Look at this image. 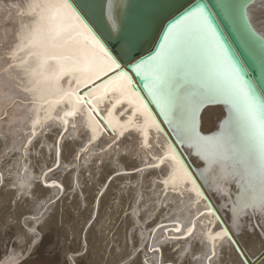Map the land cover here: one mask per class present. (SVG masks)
Returning a JSON list of instances; mask_svg holds the SVG:
<instances>
[{
	"label": "snow or ice",
	"instance_id": "obj_1",
	"mask_svg": "<svg viewBox=\"0 0 264 264\" xmlns=\"http://www.w3.org/2000/svg\"><path fill=\"white\" fill-rule=\"evenodd\" d=\"M16 7L18 15L30 19L22 24L20 42L7 58L18 62H9L8 68L22 74V91L32 94V103L38 102L45 112H55V116L46 118L56 119L61 112L75 116L82 109L79 129L89 143L108 135L111 139L104 141L108 149L128 139L135 140L141 149L158 148L160 151L153 159L159 163L150 166L159 168L166 177H178L182 181L178 197L186 193L190 199L195 196L205 202L208 215H215L206 190L198 183L201 178H207L206 173L211 174L237 190L230 220L250 218L249 209L264 220V93L258 96L255 86L242 73L238 57L224 40L207 5L198 4L185 10L166 28L159 50L134 66L124 62L123 55H114L109 50L77 0H28L23 11H19V5ZM223 8L235 23L244 18V24L238 25L241 38L255 47L253 38L257 33L245 10L232 4H224ZM258 39L264 51V36ZM116 91L124 97L119 100L123 105L118 113L123 118L119 130L113 125L111 115L105 118L96 106L97 99L103 101ZM69 101L71 111L60 108ZM215 104L226 106L228 117L219 134L204 135L199 127L200 113L204 107ZM115 107L116 101H112L106 110L111 113ZM32 123L29 145L37 135L35 128L40 120L33 119ZM63 124L60 139L68 131V121ZM71 127L77 129V122ZM151 132L155 135L150 140ZM65 147L74 151L72 144ZM178 149L187 150L201 162L202 171L198 175L193 174ZM59 156L58 149L57 160ZM111 180L109 174L99 195L105 194ZM162 183L166 186L168 180ZM218 191L231 196L224 188ZM200 215L204 216L205 212ZM261 227L264 229V225ZM193 230L194 227L188 228L186 236H191ZM30 231L39 237L35 228ZM174 231L181 229L177 226ZM245 231L246 227L238 223L231 231L221 228L216 232L212 236L208 264H214L218 255L215 240L225 238L233 246L237 264H249L247 253L234 239ZM23 239L17 237L18 241ZM38 243V239L30 243L33 251Z\"/></svg>",
	"mask_w": 264,
	"mask_h": 264
},
{
	"label": "bare ground",
	"instance_id": "obj_2",
	"mask_svg": "<svg viewBox=\"0 0 264 264\" xmlns=\"http://www.w3.org/2000/svg\"><path fill=\"white\" fill-rule=\"evenodd\" d=\"M27 2L28 0H0V229L3 215L11 214L12 216L10 231L5 234L3 230L0 233V256L2 257H0V264H14L27 247L29 248L30 243L37 239L30 231L32 228H35L42 237V243L36 247L35 251L30 252L32 258L33 255L36 256L35 254L43 252L44 246L56 236L57 211L62 201L59 196L63 194L64 181H66L63 175L66 173H70L68 181L72 180L74 188L82 195L79 202L83 205V211H80L82 219H86L78 234V243L73 244L81 246L80 252L84 250L86 252L83 259L82 257L76 258L78 252H74V246L70 245L54 252L49 262L50 264H80L86 261L90 254L100 249L94 245L98 239L92 229L95 228L109 195L106 193L100 197V191L97 193L94 191L95 187H99L102 182V173L107 174L111 171L131 173L133 168L137 173L123 178L118 177L108 187L110 192L112 189H117L118 197H123L125 194L128 197L131 196V204L127 206L131 213L123 219L125 220L124 227L130 228L127 239L129 245L125 239L122 240V236V239L113 241L117 248L116 251L118 248L122 250L119 249L116 257H109V264H120L121 262V264H208L207 256L210 255L213 245L212 236L222 227L214 215L207 214L204 201L195 196L190 199L187 193L182 197L177 196L179 188L183 187L178 177H166L159 168L150 166L159 163L158 160L153 159V156L160 149H141L133 139L122 140L113 149H108L107 144L104 143L111 139L108 135H105L101 141L89 143L83 130L79 129L82 109L77 111L75 116L64 115V112H61L60 117L48 119L46 117L55 116V112H45L38 102L32 103V94L22 91L24 87L22 74L8 68L9 62L18 61H8L7 58L20 42L18 35L22 24L30 19L27 16L18 15L16 6L19 5V11H23V6ZM183 2L184 0H77V4L88 13L93 29L101 35L104 42L120 37L121 43L116 49V54L123 55L124 62H129V58L133 57V51H146L148 48L146 43L154 35L157 20L169 16L176 9V5L180 6ZM110 12L111 18L109 17ZM246 17L257 35L264 36V0H253L249 3L246 7ZM129 47L131 52H129ZM125 51L127 55H124ZM5 69L8 70L5 71ZM123 99L124 97L116 91L110 92L103 101L96 100V106L101 115L105 118L111 115L112 123L118 130L121 128L119 121L123 119L118 115L120 108L123 107L119 100ZM112 101H116V107L109 113L106 109L111 107ZM71 107L70 101L60 105L64 111H71ZM227 117L228 109L222 104L204 107L199 116V127L202 134H219L223 130ZM37 118L40 120L35 128L37 135L29 145L27 141L31 138L32 121ZM85 119H87L86 113ZM63 121H68V131L64 134L65 138L60 139V132L64 127ZM74 121L77 122V129L71 127ZM97 135L100 134L97 133ZM154 135L155 133L151 132L149 139L151 140ZM161 143H164L163 137H161ZM65 144L74 145V151L70 152ZM26 147L27 153L25 152ZM58 149L60 156L57 160ZM178 151L193 174L198 175L202 171L199 168L201 162L190 155L187 150L178 149ZM123 152L127 153L128 157H123ZM99 162L102 164L99 165ZM58 166L56 174H45ZM84 170L90 173L88 178L84 177L82 173ZM205 175L207 178H201L198 183L206 190L205 194L225 228L231 231L238 223H242L246 231L242 236L234 237V239L239 241L247 253L249 264H264V229L261 227L264 225V220L259 218L258 213L252 214L251 209L248 210L250 218L230 220L233 202L238 195L236 188L232 185H225L217 176L207 173ZM125 179L130 180L124 182ZM165 179L168 180L166 186L162 183ZM35 180L48 188L37 186ZM8 183L14 187L15 195L13 196L9 195L13 191L5 187L9 185ZM81 185L84 187L82 191ZM220 188L231 192V196L222 195L218 191ZM121 191L122 194H120ZM83 194H87V197L84 198ZM26 195L27 199H25ZM12 197H20L22 204L24 203L29 208L26 209L24 204V206L20 205V201L14 202V206L11 207L8 199ZM200 212H205V215L201 216ZM26 215H32L33 219L30 216L27 218ZM38 216H41V221L38 220ZM94 217L96 219L91 225L89 221ZM20 220H22L23 228ZM39 221V226L36 227ZM87 224L91 227L82 237ZM177 226L180 227V232L174 231ZM190 227H194L193 233L191 236H186L187 229ZM6 230L8 231V228ZM18 236H22L23 241H18ZM177 237L181 238L177 239ZM5 238L9 239L8 244L14 243L17 248L13 250L9 247L13 250L9 252L4 250ZM12 238L16 241L10 242ZM215 244L218 255L214 258V264H237V255L226 238L224 241L215 240ZM156 248L160 251L153 250ZM168 248L171 250L176 248L175 258L170 253H166ZM31 260L22 261L24 264H32Z\"/></svg>",
	"mask_w": 264,
	"mask_h": 264
},
{
	"label": "rangeland",
	"instance_id": "obj_3",
	"mask_svg": "<svg viewBox=\"0 0 264 264\" xmlns=\"http://www.w3.org/2000/svg\"><path fill=\"white\" fill-rule=\"evenodd\" d=\"M70 141V140H69ZM40 147V146H39ZM124 153V152H123ZM123 157H128V154L127 153H124ZM134 159V157H133ZM102 162H99V165H101ZM50 168V167H48ZM45 169L46 171L48 170ZM59 169V166L55 169H52L51 171L45 173L47 175L49 174H56L57 171ZM137 171V170H136ZM92 172V171H91ZM84 174V177L85 178H88V176L90 175V173L86 170H84L82 172ZM89 173V174H88ZM118 172H114V171H111V172H108L106 174V172H103L102 173V182L100 183L99 187H95V192H101V191H104V189L101 187L103 183L106 182V179L107 177L109 176V174H111L112 176V180L111 182L116 179V178H123L125 176H128V175H133L137 172H134V168L132 169L131 173H119V175H117ZM63 176H65L66 178V181H64V188H63V194L61 196H59V198L62 199V201L60 202V206L58 208V211H57V234L56 236L53 237V239L51 238V240L49 241V243L47 245L44 246V248L42 249L43 252L41 253H38L35 254L36 256L33 255V258L31 256V253H32V248H30L31 246H29V248L27 247V249L23 252L20 248L19 250L22 251V257H20V259H22L23 261H29V259L31 260L30 263L32 264H40V263H44L46 264V262L48 264H50L49 260H51V257L53 256L54 252H56L57 250L61 249V248H64V247H67V246H70V245H73V251L74 252H78L76 253L78 257L76 258H81L83 259V257H85V250L84 251H81L80 252V248L81 246H78V245H74V244H77L78 243V234L80 232V230L82 229L86 219H82V216H81V211H83V205L80 204L79 202V199L82 198V195L81 193H79L78 190H76L74 188V185L72 183V180L69 179L68 181V178L70 176V173H66L64 174ZM56 177V176H55ZM57 179V178H56ZM56 179H53V180H56ZM63 179V177H62ZM52 180V179H50ZM130 179H125L123 180L124 182H128ZM7 182V181H6ZM35 182L37 183L36 185L37 186H40L41 185V182H39L38 180H35ZM9 184V183H8ZM132 184H130L131 186ZM7 190H12L14 189V187L12 185H7L5 186ZM41 188H48L47 186H42L41 185ZM80 189L81 191L84 189V187H82V185L80 186ZM117 189H112L111 192L107 191L105 192L106 193H109L107 199H106V203L104 205V211L102 210L101 212V215H100V218L98 219V222L95 226L93 230V232L95 233V237H97V242L94 243L95 246H98L97 248H100L99 250L97 249L96 252L90 254V256L87 257L86 261H82L80 264H109V259L111 257H116L117 254L119 253L120 250H122V248H118V250L116 251V247L114 246L115 244L113 243V241H117V239H125V242L128 244L129 240L128 237H129V233H130V228H125L124 227V221L123 219H125L127 215H129L131 212V210H128V207L129 205L131 204V201H130V198L131 196L129 195V197L127 196V194H125L123 197H118L117 194H118V191H116ZM99 192V193H100ZM120 193V192H119ZM123 192L121 191L120 194H122ZM9 195H15L14 191L11 192ZM83 197L86 198L87 197V194H83ZM101 197V195H100ZM18 198V199H17ZM118 198V199H117ZM25 199H27V195L25 196ZM58 199V198H57ZM64 199V200H63ZM126 199V200H125ZM59 200V199H58ZM12 201V202H11ZM18 202L20 201V197H12V199H8V204L12 207L14 206V202ZM56 202V201H55ZM53 202V203H55ZM113 202V203H111ZM52 203V204H53ZM111 203V204H109ZM20 205L22 204V201H20L19 203ZM24 204V203H23ZM22 204V206H24ZM63 204V205H62ZM114 204V205H113ZM116 204V206H115ZM113 205V208L111 207ZM62 206V207H61ZM128 206V207H127ZM26 207V205L24 206ZM115 207V208H114ZM29 207L27 206L26 209H28ZM110 208V209H109ZM119 208V209H118ZM109 211H108V210ZM112 209V210H111ZM115 209V210H114ZM121 209V210H120ZM125 209V211H124ZM81 210V211H80ZM117 210V211H116ZM123 211V212H122ZM60 212V213H58ZM115 212H116V215H115ZM165 212V211H164ZM163 212V214H164ZM121 213V214H119ZM76 215V216H75ZM119 215V216H118ZM30 215H26V217L28 218ZM62 216V217H61ZM116 216V218H115ZM118 216V217H117ZM25 217V216H24ZM32 219H33V216L31 215L30 216ZM29 217V218H30ZM40 220L41 216H38ZM35 218H37V216H35ZM46 218V217H45ZM111 218V219H110ZM120 218V219H119ZM2 221H1V229H0V233L5 232V234L7 232H9L10 230V224L12 223V216L11 214L10 215H3V217L1 218ZM59 219V220H58ZM74 219V220H73ZM96 219V217L93 218V220H90V224L92 225V223L94 222V220ZM106 219H108V221H106ZM165 219V218H164ZM111 220V221H110ZM7 221V222H5ZM41 221V220H40ZM40 221L38 222V224H36V227L39 226V223ZM4 222V223H3ZM109 222V223H108ZM111 222V223H110ZM113 222V223H112ZM120 222V223H119ZM8 225H7V224ZM20 223L22 225V220H20ZM108 223V224H107ZM73 224V225H72ZM112 224V225H111ZM107 225V226H106ZM111 227H110V226ZM120 225V226H119ZM4 226V228H3ZM108 226H109V229H108ZM114 226V227H113ZM88 227V228H87ZM91 226L89 224L86 225L85 229L83 230V233H82V237H84L85 233L88 231V229L90 228ZM107 229H106V228ZM120 227V228H119ZM126 230V232H123L125 231L124 229ZM8 228V231L6 230ZM22 228H23V225H22ZM87 228V229H86ZM112 228V229H111ZM122 229V230H121ZM2 230V231H1ZM72 230V231H71ZM85 231V232H84ZM117 233V234H116ZM123 233V234H122ZM125 233V234H124ZM105 234V235H104ZM128 234V235H127ZM98 235V236H97ZM106 236V237H105ZM122 236V237H121ZM126 236V238H125ZM41 236L37 237V239L40 241L38 245H40V243H42V237L40 238ZM76 237H77V240H76ZM81 237V238H82ZM9 238V237H8ZM8 238H5V248L4 250L6 249V251L8 250L9 251H13L15 250V247L17 248L16 244L14 243H11V244H8V241L9 239ZM56 238V239H55ZM73 238V239H72ZM107 238V239H106ZM100 239V240H99ZM12 240H15V238H12L10 240V242H15V241H12ZM7 241V243H6ZM100 243H99V242ZM111 241V242H110ZM128 241V242H127ZM75 242V243H74ZM104 242V243H102ZM74 243V244H73ZM8 246H7V245ZM14 244V245H12ZM18 245V244H17ZM37 245V246H38ZM8 247V248H7ZM9 247H11L12 249H10ZM106 248V250H105ZM10 249V250H9ZM29 249V250H28ZM115 249V250H114ZM120 249V250H119ZM169 250L166 251L167 254L170 253V255L175 258L177 256V254L174 252L176 250V248L174 249H170L168 248ZM19 250L18 251V254H19ZM24 250V249H23ZM29 252H28V251ZM32 250V251H31ZM140 250V249H139ZM53 251V252H52ZM31 252V253H30ZM80 252V253H79ZM112 252V253H111ZM118 252V253H117ZM26 253H28V257L26 255ZM107 253V254H106ZM115 253V254H114ZM1 255V254H0ZM83 255V256H82ZM110 255V256H109ZM25 256V257H24ZM37 256L39 257L37 259ZM73 256H76V255H73ZM103 256V257H102ZM1 257V256H0ZM18 257V260L14 263V264H24V262L22 260H20ZM36 257V258H34ZM110 257V258H109ZM2 258V257H1ZM45 258V259H44ZM67 258V257H66ZM105 258V261H103ZM131 258V257H130ZM26 259V260H25ZM35 261H34V260ZM37 260V261H36ZM48 260V261H47ZM40 261V262H38ZM46 261V262H45ZM122 263V262H121ZM120 263V264H121ZM124 264V263H123Z\"/></svg>",
	"mask_w": 264,
	"mask_h": 264
},
{
	"label": "water",
	"instance_id": "obj_4",
	"mask_svg": "<svg viewBox=\"0 0 264 264\" xmlns=\"http://www.w3.org/2000/svg\"><path fill=\"white\" fill-rule=\"evenodd\" d=\"M252 1L253 0H184L182 4L180 3V6L178 4L176 5V9H174L169 16L157 20L154 35L152 39H149L146 43L148 46L146 51H133V57L129 58V62L127 63L134 66L141 60H147L150 55L159 50V44L163 42V35L166 33V28L175 19L182 16L185 13V10L195 8L198 4H204L207 5L210 15L213 17L216 26L223 34V38L227 42L229 48L238 57V65L242 73L250 84L255 86L256 94L259 96L264 93V51L260 48L259 36L257 35L253 38L256 40V46L250 47L241 38L240 31L238 30V25L242 26L244 24V18L242 17L238 23H235L231 17L226 15L225 9L223 8L224 4L236 5L238 8L244 9L246 15V7ZM120 43V37L113 41L108 40L105 42L106 46L114 55L116 54V49ZM129 52H131L130 47ZM212 210L215 213L214 217L217 222L222 228L226 229L221 219H217L219 216L213 207Z\"/></svg>",
	"mask_w": 264,
	"mask_h": 264
}]
</instances>
